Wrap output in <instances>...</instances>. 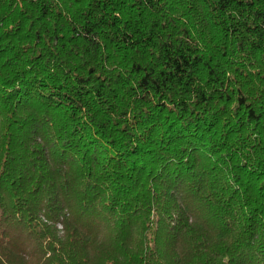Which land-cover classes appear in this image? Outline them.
<instances>
[{
  "label": "trees",
  "instance_id": "16d2710c",
  "mask_svg": "<svg viewBox=\"0 0 264 264\" xmlns=\"http://www.w3.org/2000/svg\"><path fill=\"white\" fill-rule=\"evenodd\" d=\"M0 264H264V0H0Z\"/></svg>",
  "mask_w": 264,
  "mask_h": 264
}]
</instances>
